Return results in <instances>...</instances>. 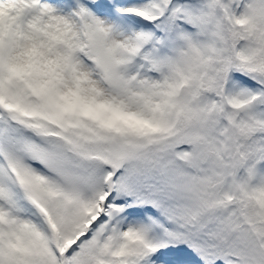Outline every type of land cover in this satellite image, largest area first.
Listing matches in <instances>:
<instances>
[{"label":"snow or ice","instance_id":"snow-or-ice-1","mask_svg":"<svg viewBox=\"0 0 264 264\" xmlns=\"http://www.w3.org/2000/svg\"><path fill=\"white\" fill-rule=\"evenodd\" d=\"M0 264H264V0H0Z\"/></svg>","mask_w":264,"mask_h":264}]
</instances>
